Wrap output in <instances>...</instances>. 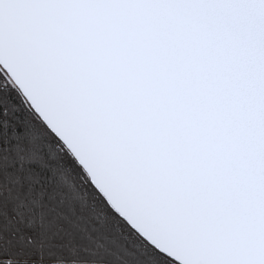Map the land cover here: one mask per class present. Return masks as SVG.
I'll list each match as a JSON object with an SVG mask.
<instances>
[{
  "label": "snow or ice",
  "instance_id": "6c2138e0",
  "mask_svg": "<svg viewBox=\"0 0 264 264\" xmlns=\"http://www.w3.org/2000/svg\"><path fill=\"white\" fill-rule=\"evenodd\" d=\"M0 264H264V0H0Z\"/></svg>",
  "mask_w": 264,
  "mask_h": 264
}]
</instances>
